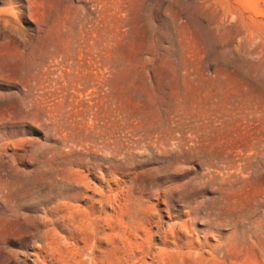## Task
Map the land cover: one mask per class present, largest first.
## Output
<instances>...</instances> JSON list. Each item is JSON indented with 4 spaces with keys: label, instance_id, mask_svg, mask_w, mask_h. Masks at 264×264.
<instances>
[{
    "label": "rangeland",
    "instance_id": "obj_1",
    "mask_svg": "<svg viewBox=\"0 0 264 264\" xmlns=\"http://www.w3.org/2000/svg\"><path fill=\"white\" fill-rule=\"evenodd\" d=\"M0 264H264V0H0Z\"/></svg>",
    "mask_w": 264,
    "mask_h": 264
}]
</instances>
